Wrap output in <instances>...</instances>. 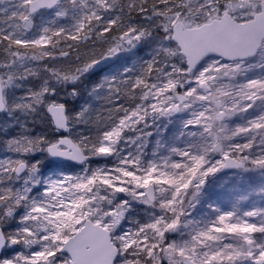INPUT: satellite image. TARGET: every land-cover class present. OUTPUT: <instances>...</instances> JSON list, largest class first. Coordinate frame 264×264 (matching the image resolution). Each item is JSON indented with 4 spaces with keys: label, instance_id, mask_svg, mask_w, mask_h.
I'll list each match as a JSON object with an SVG mask.
<instances>
[{
    "label": "snow or ice",
    "instance_id": "obj_1",
    "mask_svg": "<svg viewBox=\"0 0 264 264\" xmlns=\"http://www.w3.org/2000/svg\"><path fill=\"white\" fill-rule=\"evenodd\" d=\"M0 17V113L17 129L0 159V249L13 251L0 264H264V208L202 199L221 169L264 177V0H0ZM93 37L108 47L82 59ZM141 44L149 59L88 93L107 120L76 132L89 102L56 97L80 98L97 66ZM38 118L51 137L32 134ZM160 118L181 121L184 147L157 141L149 158ZM134 202L146 219L129 218Z\"/></svg>",
    "mask_w": 264,
    "mask_h": 264
},
{
    "label": "rangeland",
    "instance_id": "obj_2",
    "mask_svg": "<svg viewBox=\"0 0 264 264\" xmlns=\"http://www.w3.org/2000/svg\"><path fill=\"white\" fill-rule=\"evenodd\" d=\"M127 2V0H125ZM35 23L39 25L41 23V19L39 17L36 18ZM59 24H61L59 22ZM35 31V29H33ZM31 35V32L29 33ZM149 48V49H148ZM137 49L141 50V54L144 60L150 58V47L146 44H141L137 46ZM149 54V56H147ZM147 57V58H144ZM95 70H98L96 68ZM259 71L258 69L256 70ZM29 84H35L34 80L29 82H25V87L29 86ZM38 86V84H36ZM23 89L17 91V95L23 94ZM65 97L63 94L56 99L60 102ZM252 110L249 109V112ZM180 115H184L181 113ZM185 119L188 116L184 117ZM24 117H21L23 120ZM228 124L230 127L235 128L238 125L245 123L244 120L239 118V114L234 115L230 118H227ZM5 122H8V128L5 131ZM13 121H11L4 113L0 115V147L2 148V156L0 155V159H7L6 153H10V151L6 150L7 147L4 144V139L6 137H10L16 134L17 129L13 126ZM149 123L151 124V118H149ZM29 125H36L34 128ZM181 125V121L177 119H173L169 121L164 118H160L157 120L156 131H153L154 138L148 144L146 149L148 157L151 158L153 150L156 149L157 141H160L161 144H175L179 147H184L183 138L174 140V137H179V128ZM28 127L33 135L39 133H46L50 137L53 135V132L50 130L49 125L42 121V119L38 118L35 122L29 121ZM36 129V130H35ZM159 129V130H158ZM158 131V133H157ZM239 139V138H237ZM240 142H243L242 140ZM161 155H167L168 152L166 148L161 147L159 149ZM5 153V154H4ZM219 159V157H216ZM36 159H42V171L47 174L49 171L54 167L53 163L48 160L44 159L40 154H36ZM159 159V157H157ZM176 159H179L178 157ZM224 176L221 175V172L215 174V178L209 177V183L206 185L204 190V195L202 197L204 203L203 208L208 209L209 206H213L215 208L220 209L221 211L231 210L234 206L238 208L241 212L252 210L253 208H264V193H261L260 189L261 186L264 185V177L258 171L252 172H243L241 173L240 170L231 171L229 173H223ZM123 196V194H121ZM143 205L133 203L132 208L130 209V219L140 220L146 219V216L143 212ZM258 219V218H257ZM12 228L15 225H11ZM128 225L125 223V228ZM7 231V229H5ZM13 254L12 249H7L5 254H3L0 258L4 256H10ZM165 264L167 262L165 261Z\"/></svg>",
    "mask_w": 264,
    "mask_h": 264
},
{
    "label": "trees",
    "instance_id": "obj_3",
    "mask_svg": "<svg viewBox=\"0 0 264 264\" xmlns=\"http://www.w3.org/2000/svg\"><path fill=\"white\" fill-rule=\"evenodd\" d=\"M123 2H125V0H123ZM0 18H2V17H0ZM59 22L61 23V25H70L72 23V21L70 19H61ZM115 34L116 33L113 32V35H115ZM67 43L70 44L73 42L67 41ZM64 46H65V42L62 40L60 47H64ZM107 47H108L107 44L101 43L100 41H95V38L93 37L92 40H89L86 43L81 42V45L79 47V54L81 55L82 59L84 58L85 52H88L91 55L92 52L94 51L95 54L98 56L99 53L105 51ZM150 52H151V49H150ZM76 55H77V53L75 51H73L71 59L75 60ZM147 56H149V54H147ZM144 58H147V57H144ZM141 60H144L143 56L141 54V50L137 49V47H136L131 52L121 53L119 58L113 57L106 62H102L99 66H97L98 70H94L91 74H89V77L81 85V90H82L83 95L80 98L65 97L62 100L63 102L66 100L67 106L70 109H73L75 111H79L80 107L85 103L86 100L89 102V105L92 109V112H91L92 123L88 126H85V125L78 126L76 128V132H82L83 131V132L87 133L89 131V129H91V131L94 134L96 124L100 123V121L102 119L107 120L106 101L103 100L102 98L97 99L95 97H89L88 93L91 91L92 87L95 84L100 83V81L102 80V78L104 76H106V75L110 76V75L118 74L119 72L123 71V67L131 66V65H133V64H135ZM34 82H35V85L39 84V81L34 80ZM123 103L125 104V106H127L129 102L123 101ZM29 126H32V128H34L36 125H29ZM156 130H157L156 127H151L149 129H147V131L152 133V135L150 137H148V140L150 142L156 136V135L154 136V134H153V131H156ZM157 133H158V131H157ZM129 135H131V133H129ZM97 163H103V161L102 160L98 161V162L94 161L93 166H96ZM221 175L224 176L223 173H221ZM260 208H262V207H260Z\"/></svg>",
    "mask_w": 264,
    "mask_h": 264
},
{
    "label": "water",
    "instance_id": "obj_4",
    "mask_svg": "<svg viewBox=\"0 0 264 264\" xmlns=\"http://www.w3.org/2000/svg\"><path fill=\"white\" fill-rule=\"evenodd\" d=\"M233 170H237V169H234V168H224L222 169V172H229V171H233ZM6 249H0V256H2L4 254Z\"/></svg>",
    "mask_w": 264,
    "mask_h": 264
},
{
    "label": "flooded vegetation",
    "instance_id": "obj_5",
    "mask_svg": "<svg viewBox=\"0 0 264 264\" xmlns=\"http://www.w3.org/2000/svg\"><path fill=\"white\" fill-rule=\"evenodd\" d=\"M6 150H8V149H6ZM4 154H5V153H4ZM0 155H1V156L3 155V154H2V148H1V147H0ZM6 156H7L6 158H11V157L13 156V153H11V152L8 153V152H7V153H6ZM35 158H36V156H35Z\"/></svg>",
    "mask_w": 264,
    "mask_h": 264
}]
</instances>
